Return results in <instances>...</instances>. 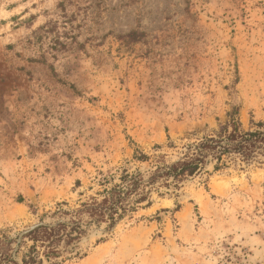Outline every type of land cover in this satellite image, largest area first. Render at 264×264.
<instances>
[{"label": "rangeland", "instance_id": "rangeland-1", "mask_svg": "<svg viewBox=\"0 0 264 264\" xmlns=\"http://www.w3.org/2000/svg\"><path fill=\"white\" fill-rule=\"evenodd\" d=\"M234 113L264 122V0H0V264H22V232L67 222L52 215L122 170L176 162ZM215 165L84 226L59 260L264 264V157Z\"/></svg>", "mask_w": 264, "mask_h": 264}, {"label": "trees", "instance_id": "trees-1", "mask_svg": "<svg viewBox=\"0 0 264 264\" xmlns=\"http://www.w3.org/2000/svg\"><path fill=\"white\" fill-rule=\"evenodd\" d=\"M236 113L229 116V121L222 125L216 135L206 137L187 148V153L174 163L153 164L146 173L123 171L119 183L105 188L97 197L82 203L74 212L58 211L52 217L68 219L67 222L54 226L41 225L28 232L19 248L25 243L32 245L21 259L22 264H42V258L48 264H64L70 258H61L60 248L68 247L81 240L87 228L84 226H101L112 228L123 218L142 204L151 205L150 193L154 187L177 188L180 183L194 177L204 169L206 159L211 158L216 165L215 171L225 167V159L236 158L248 164L259 157H264V122L253 123V130H243ZM135 160L147 162L144 154L135 156ZM105 178H103V181ZM79 185V182H77ZM19 249V250H20ZM39 257L41 259H39ZM6 264H16L10 255L4 257Z\"/></svg>", "mask_w": 264, "mask_h": 264}, {"label": "water", "instance_id": "water-1", "mask_svg": "<svg viewBox=\"0 0 264 264\" xmlns=\"http://www.w3.org/2000/svg\"><path fill=\"white\" fill-rule=\"evenodd\" d=\"M38 226H40V225H35V226L29 228L28 230L22 232V233L20 234L19 238H18V242L21 240V238H22L25 234H27L28 232H30L31 230H33L34 228H36V227H38Z\"/></svg>", "mask_w": 264, "mask_h": 264}, {"label": "bare ground", "instance_id": "bare-ground-1", "mask_svg": "<svg viewBox=\"0 0 264 264\" xmlns=\"http://www.w3.org/2000/svg\"><path fill=\"white\" fill-rule=\"evenodd\" d=\"M94 262V261H93Z\"/></svg>", "mask_w": 264, "mask_h": 264}]
</instances>
